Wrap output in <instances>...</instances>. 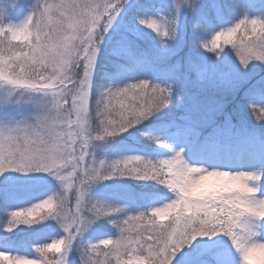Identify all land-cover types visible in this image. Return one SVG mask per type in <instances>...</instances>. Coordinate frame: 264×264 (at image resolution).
I'll use <instances>...</instances> for the list:
<instances>
[{
  "label": "snow or ice",
  "instance_id": "6c2138e0",
  "mask_svg": "<svg viewBox=\"0 0 264 264\" xmlns=\"http://www.w3.org/2000/svg\"><path fill=\"white\" fill-rule=\"evenodd\" d=\"M64 0H61V4ZM129 0H106L105 7L95 13L89 12L87 8L84 12L94 15L96 23L91 25L92 39L89 40L80 50L79 63L76 67L80 70L81 79L79 80V95L69 91L77 81L65 79L59 87L54 86L51 81H47L43 76H37L34 79H27L22 74L13 73L11 68L22 59H32L41 51L42 42L50 43L53 47H62L65 51L70 49L76 33L64 31L61 27H53L38 32L36 29L40 26L42 18L47 16L51 10L49 8L41 9L38 5L29 13L24 21L19 25L0 24V41L5 36L11 41L19 42L22 38L27 46L22 51L11 53L0 52V83L6 84L9 88L16 89L23 86L35 106V116L11 121L8 124L0 125V175L14 171L21 174L41 173L53 177L66 190L67 195L63 203L56 196H47V199H39L38 203L33 204L31 208L24 209L19 207L20 211L7 212V222L5 231H12L20 225H32L51 218L62 228L67 241L62 249L59 244L47 243L45 246H37L35 252L39 254L36 259H27L25 255H11L7 251H0V264H40L43 258V264H68L66 249L68 241L71 248L80 255L81 264H171L172 244L175 229L165 233L164 225L159 221L167 219L169 212L177 214L181 207L185 211L189 210L191 199H202L208 192L214 191L221 186L226 179V173L217 176L214 173L200 177L193 184L188 186V191L180 189V197L169 204L166 209L159 210L149 216L147 211L127 215L119 213L116 219L109 215L112 211L110 205L102 201H94L89 196V187L91 184L100 180H109L100 175V169L107 163L111 168H131L133 174L136 172L134 165L140 164L150 171L146 175L138 177L161 178L162 182L177 183L181 177L177 176L172 180L168 173L172 170V165L179 162L182 151L177 152L171 160H153L141 155H124L115 159H97L90 151L93 141L102 140L104 137H111L124 133L133 128L141 121L150 117L153 112H158L165 108L171 99L172 83L169 81L179 80L180 65L175 64L167 67L161 72L165 78V83H153L146 79H135L129 76L134 82H129L123 86L113 87L111 84L107 88V99H112L114 103L124 106L130 113L126 117V126H118L111 130L105 129L103 136L93 138L91 136L90 126L86 117L97 112V98L93 104L92 98V80L96 68L97 56L100 47L96 46L95 32L100 31L103 35L99 38V44L104 41L105 34L112 28L117 16ZM215 16L220 23L212 25L206 17H200L195 25L198 32V40L204 41L200 48L206 50L204 53L219 58L224 51L218 43L224 38V43L232 44V50L236 59L242 68H247L251 62H257L264 66V45H261L260 39L264 37V19H252L245 17L236 20L235 23L226 24L224 22L225 9L222 6L214 8ZM181 11L177 7L176 19L173 21L175 27L168 29L167 20L163 17L156 20L148 19L150 15L138 16L135 23L141 28L146 25L148 29L155 30V37L158 38L163 47L165 41L174 40L177 35L179 17ZM51 20V17H48ZM75 17L71 14L67 21L68 28H74ZM157 20L162 21L160 25ZM219 29V30H217ZM133 34H138L139 30L133 28ZM150 32V31H149ZM215 35L211 40V47L206 40L209 33ZM153 34L152 32H150ZM240 33L239 41H233L231 38ZM256 39V44H249ZM114 52L120 57L128 58L133 65L151 63L154 60L165 61L172 51H153L152 55L138 51L137 46L127 37H121L114 46ZM65 64L67 60L63 61ZM186 70L194 71L201 79H212L222 83L229 88H239L243 84V77L239 72L233 71L229 67L213 68L206 63V59L187 58L185 61ZM118 75H126L118 73ZM11 92L8 94L11 96ZM259 102L251 104L252 110L257 113L261 121H264V89L259 90ZM50 97L52 99H50ZM7 100V98H6ZM258 106V107H257ZM103 109H100L102 111ZM193 129L187 126L177 130L178 137H190ZM159 143L157 137H151ZM162 147L167 148V144ZM96 169L95 175H88L91 169ZM87 175L88 184L81 187L78 181L81 177ZM111 176V173H109ZM75 186V189H73ZM179 187V183H177ZM74 197V204L73 198ZM224 203L214 202L211 205L209 215L212 213L226 212ZM209 207L208 205L204 206ZM197 210H201L198 206ZM71 215V222L66 221V217ZM121 214H123L121 216ZM153 216L156 219H153ZM113 220V226L117 229L119 236L112 247L120 249L123 245L126 251L121 254L113 253L111 257L103 256L101 250L109 245L108 238L100 239L96 243H86L81 240L83 233L93 225L97 220ZM227 217L217 220V224L223 223ZM228 225L225 223L219 228L205 235L197 237H213L227 231ZM75 242V244H74ZM191 242L184 240L183 244L189 245ZM175 246L182 248L180 241H176ZM54 251L58 255L54 258L47 257L46 253ZM148 258H151L150 260Z\"/></svg>",
  "mask_w": 264,
  "mask_h": 264
},
{
  "label": "clouds",
  "instance_id": "9594fccd",
  "mask_svg": "<svg viewBox=\"0 0 264 264\" xmlns=\"http://www.w3.org/2000/svg\"><path fill=\"white\" fill-rule=\"evenodd\" d=\"M106 0H64L61 4V0H31L29 4V13L33 11L38 5L41 9L49 8L50 11L47 16L42 18L40 26L36 29L38 32L44 29H51L53 27H61L64 31L76 33V38L72 40L70 49L65 51L62 47H53L50 43H43L41 51L36 54L32 59H22L17 62L14 67L11 68L13 73L22 74L27 79H34L37 76H43L45 80L51 81L54 89L65 79H72L77 81L76 84L69 90L75 95H79L78 89L80 88L79 80L81 79L80 70L76 67L79 63L80 50L84 45L91 40V25L95 24L96 18L94 15H89V12L95 13L101 11L105 7ZM199 0H171L172 11L166 17L168 29L171 30L175 27L173 21L176 19L175 13L177 7L179 10H187L189 12L194 11ZM87 8L89 12H84L83 9ZM75 17L74 28L67 27V21L69 15ZM252 19H264V16H249ZM51 17V20L48 19ZM241 17H245V14ZM242 19V18H239ZM238 19V20H239ZM195 26V25H194ZM103 35L102 32L96 31V46L100 47L99 38ZM261 45H264V37L259 38ZM249 44L255 45L256 39L250 41ZM26 41L22 38L18 43H13L7 36L0 41V52L11 53L15 51H22L26 47ZM67 60L68 63L63 61ZM6 84L0 83V87ZM107 87L104 88L98 94L97 97V112L99 115L94 114L98 125L95 132H91L93 138L103 136L104 130L116 128L118 126H126V117L130 116L127 109L119 103H114L112 99H107ZM16 90H21L19 95L23 96L26 93V89L21 86L16 89L8 88V94ZM50 99H52L50 97ZM100 109H103L100 111ZM156 112H153V114ZM152 114V115H153ZM90 117H86L89 124ZM118 135L111 137H104L99 141H107L110 138H115ZM150 136L148 139H151ZM157 142L156 140H153ZM160 142V141H159ZM179 152L174 150L171 155L166 158L158 160H171L172 157ZM104 159V158H100ZM109 160V159H106ZM136 168L135 174H133L131 168H111L107 163L103 168L100 169V175L107 177L108 179L114 177H129L134 180H151L164 186L168 192L172 193V198L166 202L159 204L158 206H151L147 211L149 216L153 213L166 209L169 204H172L180 197V189L184 188V191H188V186L193 184L200 177L208 175V173H214L217 176L226 173V179L223 184L217 187L214 191L208 192V194L202 199H191L189 200V210L185 211L182 206L177 214L169 212L167 219L159 221L161 225L165 227V233L175 229L172 244V255H175L180 248L175 246L176 241H180L181 247L184 246L183 241L188 240L189 242L195 240L198 235H205L211 233L219 228H222L226 223L228 225L227 231L222 233L228 238L234 251L238 257V264H264V240L258 237L261 234V230L264 229V196H257V192L262 186V180H264V171H225L217 170L213 168L208 170V167L201 165L199 162H188L182 155L179 162L172 165V170L168 173V176L175 180L177 176L181 177L179 187L177 183L162 182L161 178H146L139 179L138 177L146 175L150 170L141 166L140 164L134 165ZM111 173V176H109ZM96 169L93 168L89 171L88 175H95ZM100 180L90 185L88 191L97 184L104 182ZM81 187H85L89 182L87 175L80 178L78 181ZM59 191L52 193L49 196H56L57 199L63 203L66 198L67 192L63 186L58 183ZM75 189V186H73ZM94 201H102L105 204L110 205L112 211L109 215L116 219L119 213H125V206L120 204L109 203L102 199H93ZM226 212L224 213H212L209 215L211 205L214 202L224 203ZM209 207L205 208L204 206ZM201 210H197V208ZM140 211L137 213L145 212ZM129 216L134 214H127ZM227 217L226 220L221 224H217V220H222L223 217ZM153 219H156L153 216ZM67 222H71V215L66 217ZM109 224H113V220H108ZM118 233V232H117ZM119 233L114 238H108L109 245L106 246V250L102 249L101 252L105 257H111L113 253L119 252L121 256L126 251V248L122 245L120 249L112 247L116 243ZM67 237L65 234L59 239H53L52 244L61 245L62 249L65 246ZM45 246V245H42ZM72 251L71 243L68 241L66 255ZM80 258V255H79ZM149 260L151 258H148ZM81 261V259H80ZM88 264H92L89 260ZM99 264V260L96 261ZM147 264V260L144 262Z\"/></svg>",
  "mask_w": 264,
  "mask_h": 264
},
{
  "label": "rangeland",
  "instance_id": "374dc122",
  "mask_svg": "<svg viewBox=\"0 0 264 264\" xmlns=\"http://www.w3.org/2000/svg\"><path fill=\"white\" fill-rule=\"evenodd\" d=\"M162 1V0H158ZM214 2V0H211ZM247 5H245V11L247 13L251 12V8L254 7L256 10L254 11L255 14H264V0L259 1V0H252V4L248 7V0H243ZM31 0H0V19H5L9 18L14 21L16 20H21L26 18V16L29 14V4ZM131 5V4H130ZM170 8V9H169ZM122 11V9H121ZM172 11V4L171 0H165V2H162L159 4V6L155 9V12L153 13L152 17L150 18L151 20H156V18L163 17L166 19L165 16H168L169 13ZM185 19L186 15H184V10H181V14L179 17V23H178V29H177V35L174 40L167 41V45L169 48H167L166 51L172 50L174 54H178L177 51L179 50L180 47L183 46L185 42ZM162 21L157 20V24L160 25ZM120 26V19L119 15L117 16L116 21L113 23L112 28L109 29L112 30L115 27ZM108 31V33H109ZM109 35H106L105 39H109ZM103 43V42H102ZM104 45V43H103ZM230 53L232 52V49L229 51ZM228 52V53H229ZM225 53V51L223 52ZM173 55V54H171ZM163 61H160L159 63L161 64ZM256 63V62H254ZM211 65L213 68L220 67L219 63L217 62H211L208 63ZM139 71L134 75L135 79H147L150 76H153L157 70H159V67L155 66H147V67H140L138 69ZM208 80V85L209 86H218L220 88H229L226 85L222 83H218L212 79H207ZM129 82H134L131 79H126L125 76L123 77H118L115 80L112 81L111 85L113 87L117 86H123L126 83ZM204 87H200V90H203ZM201 92V91H200ZM197 99L195 98V95H189L188 96V101L194 102ZM203 103V102H202ZM197 104V103H195ZM199 103L198 105H200ZM205 106H209L210 103V98L209 96L205 97L204 103ZM203 107V105H202ZM24 110V109H22ZM11 116V121L18 120V119H24L28 118L26 115V110H24V113L18 114L17 111L14 113H10ZM4 122L3 118L0 117V123ZM98 125V122H97ZM95 126V128L97 127ZM258 125H264L263 123H259ZM247 124L243 122L240 128L236 127L233 125L231 121H227L225 123V126L223 127V135L225 138H229L231 134L234 135V138L236 141H238V144H233V143H218L216 141H211V142H206V143H199V144H191L189 141L185 140L184 137H178L177 133L172 134V138L176 140V144L169 149V155L172 154L174 150H183L182 155L185 157L186 161L188 162H199L201 165L208 167V170H212L213 168L217 170H225V171H264V161L260 157V155L257 152H252L248 150L243 144L241 139L246 136L247 134H250L248 127H246ZM262 127V126H261ZM94 128V129H95ZM255 130H257V127H254ZM260 126H258V129ZM140 125L137 124L133 128L128 129L124 133L119 134L120 136H123L125 139L134 142V143H139L141 142L139 139L143 138L141 136H138L137 131H140ZM108 140H112L111 138ZM107 140V141H108ZM113 146H118L117 142L112 143ZM229 145V146H226ZM90 151L95 155L97 159L100 158H106L107 154V149L104 146L101 145H95L92 144ZM116 154V150L113 148H110V153L109 156H113ZM165 153H162V156L164 157ZM101 156V157H100ZM1 176V175H0ZM3 176V175H2ZM126 179L129 177H114L109 180H106L100 184H97L93 186L90 190L89 193L95 194L96 199H102L105 200L109 203L113 204H120L125 206V213L124 214H136L137 208H135V204H129L125 203L124 201H119L116 199H110L108 198L107 194H112L113 192H124L125 191V185L120 184V183H107V182H112L113 179ZM2 179L0 180V182ZM56 184L47 186L45 187L47 192H44L43 194L39 195L34 202L28 203L25 206L21 205H16L15 208L18 206L23 207L24 209L31 208L33 204L38 203L40 201H37L41 198L47 199L48 195H51L54 192L59 191V185L58 182L55 181ZM47 184H41L37 183L35 185H27L25 186L26 188L29 189H35V188H41L46 186ZM1 189L3 187H0ZM40 194V192L38 193ZM37 194V195H38ZM257 196H264V180H262V186L260 190L257 192ZM75 202V201H74ZM159 204H156L155 206H158ZM21 209L17 210L15 209L14 211H20ZM123 214H121L122 216ZM49 222H56L52 220L51 218L47 219ZM39 223V222H38ZM38 223H34L32 225H20L22 226L23 230L28 229V228H33L35 225ZM96 224H100L96 227ZM47 225L42 221L41 223L38 224V226H43ZM93 226L95 228L90 229L88 228L84 233L83 236L81 237V240L86 243H96L100 239L104 238H114L118 233L117 229L109 224L107 220L100 219L97 220L93 223ZM98 227H103V230L98 229ZM5 227L2 228L3 232ZM59 230H62L60 226H57ZM19 226L12 231H19ZM6 233H9V231H5ZM96 232V233H95ZM95 233V234H93ZM93 234V235H92ZM37 235H43L42 239L37 242L34 245V248L37 246H42L47 243H52L53 239H59L61 236L59 234H54L52 231H49L48 233L44 234L42 230L38 231ZM261 240H264V229L261 230V234L258 237ZM75 244V242H74ZM0 251H7L3 247L0 246ZM49 253H55L54 251H50ZM57 254V253H56ZM17 255H25L28 256L27 259H36L38 256L36 254H30V253H19ZM191 258L188 256L186 257L183 255V257H179L178 259V264H183V262L190 261ZM218 260V259H217ZM216 260V261H217ZM226 264H233L230 260L224 259ZM68 262L69 264H81L79 254L76 253L74 250H72L69 255H68ZM195 264H213L210 262H204V261H196ZM238 264V262L236 263Z\"/></svg>",
  "mask_w": 264,
  "mask_h": 264
},
{
  "label": "trees",
  "instance_id": "16d2710c",
  "mask_svg": "<svg viewBox=\"0 0 264 264\" xmlns=\"http://www.w3.org/2000/svg\"><path fill=\"white\" fill-rule=\"evenodd\" d=\"M149 0H139L137 4L133 8V12L142 15L144 13H148L151 11V5L148 2ZM240 0H232L231 3L228 4V14L231 10L232 13L237 14L239 7H240ZM214 7L211 6L206 0H199V3L196 5L194 11H191L192 14L190 17L189 22L187 23V32L188 35L186 36V45L191 50V54L195 57L198 54L206 55L208 57L211 56V53L206 54L204 53V49L200 48L204 41L198 40V32L196 30V25L198 19L200 17H206L208 22L212 25L216 23L215 15H214ZM229 16H231L229 14ZM225 17V13H224ZM232 17V16H231ZM137 17L127 19V23L129 24L128 27L130 31L133 28L142 31L141 27L135 23ZM225 20L229 22V19L225 17ZM0 24H10L8 20L1 21ZM17 25V24H11ZM149 35L151 36L150 39H146L145 41L138 40L137 41V50L145 52L149 55L153 54V51L157 48V41L154 39V29H148L147 26H143ZM153 34H151L150 32ZM132 32V31H131ZM133 33V32H132ZM215 33H209L206 37L207 42L209 43V47H211V40L213 39ZM240 33H237L231 39L239 40ZM13 43H18L17 41H13ZM221 48H225L226 46L230 45L231 43L225 44L224 38L222 37L221 40L218 42ZM114 43L110 42L106 47L102 48L100 51V60L97 66V71L95 75V81L92 88V98L93 104L95 99L98 97V94L104 90L105 87L108 86L110 80L117 76L118 73H125L129 67V64L122 59V57L118 56L114 52ZM215 58V57H214ZM245 74L247 78L243 81L241 85V90L235 95L232 100L227 101V104L224 108H220V112L218 117L221 118L226 113V108L230 109L233 108V111H236L237 108H241L242 111H246V108H252L251 104L257 102L260 98L258 95L259 90L264 89L262 81H264V66L260 65L259 63L251 62L247 68H244ZM161 79H154L153 83H158ZM162 84V83H160ZM257 114L256 112H254ZM94 116V114L92 115ZM195 123L191 122L190 120V113L184 108L182 104V99L180 96L173 97L170 99L169 104L161 109L160 111L154 113L147 119L143 120L141 126L148 128L154 134H161L164 135L167 130L173 127H187L190 126L192 128ZM153 144V143H152ZM151 148V147H150ZM148 148V149H150ZM148 158L149 157H145ZM156 182L151 180H138L136 184V188L140 190L141 193L144 194H151L154 192L151 188H155ZM21 196L20 193L9 191L6 199H19ZM73 199V198H72ZM23 199H19L21 201ZM17 201V200H14ZM6 211L9 212L8 204H5V199L0 197V221L3 220L2 218L6 215ZM27 246V240H21L13 242L10 246L11 249H24Z\"/></svg>",
  "mask_w": 264,
  "mask_h": 264
}]
</instances>
